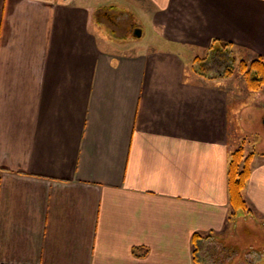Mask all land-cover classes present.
Listing matches in <instances>:
<instances>
[{"label": "crops", "instance_id": "obj_1", "mask_svg": "<svg viewBox=\"0 0 264 264\" xmlns=\"http://www.w3.org/2000/svg\"><path fill=\"white\" fill-rule=\"evenodd\" d=\"M117 1L0 0V264H202L194 233L208 246L241 216L229 156L242 120L264 134V88L244 96L229 88L241 76L195 63L213 42L264 58V0H129L157 45L127 41L137 28ZM252 134L242 197L264 226ZM233 255L218 261L248 258Z\"/></svg>", "mask_w": 264, "mask_h": 264}, {"label": "rangeland", "instance_id": "obj_2", "mask_svg": "<svg viewBox=\"0 0 264 264\" xmlns=\"http://www.w3.org/2000/svg\"><path fill=\"white\" fill-rule=\"evenodd\" d=\"M118 12H122V11H127L126 13H128L126 17L129 18L130 22L133 24L134 27L133 28H137L141 34L138 38H135L134 34H132L131 36H129V34L127 35V41H131V44H135V45H144L147 44L148 42L153 43V45H157V37L156 34L153 32L152 30V26H151V22L149 21L148 16H144V14H142V9L140 8L139 5H137L135 2L133 1H129V0H118L116 2V5L114 7ZM118 20V19H117ZM119 24H122L121 26L125 27V21H123L122 19L118 20ZM132 26V25H131ZM125 28H120L118 29V34L116 35L118 39V41H126V39H121L122 35L124 34ZM105 31V29H104ZM109 36H114L109 35ZM108 36V37H109ZM112 37H110L112 39ZM115 38H113L112 40H115ZM162 44V43H160ZM214 51V50H212ZM210 51H206V56L205 58L209 55L212 54L213 52ZM217 51V50H216ZM213 54H216V52H214ZM226 55L228 58L234 59V62H236V64L234 65V72L231 75L232 77H238L241 76L240 73L238 72V63L241 60L247 61L249 62L251 59H249L248 54L238 48L235 47H229L227 49ZM204 56V55H203ZM197 57V56H196ZM196 59V58H195ZM215 77H217L219 74H211ZM230 76V77H231ZM234 77V78H235ZM233 83V82H231ZM229 88L234 89V91L238 92L239 94L243 93L244 96H247L248 93H251L250 91L247 90V88L245 87V83L243 81V79L241 80H236V82L234 81V84L230 85ZM241 97H243L241 95ZM244 104H248V103H244ZM239 106L242 108V106H244L242 103H235L234 106H232L230 113H231V121L233 122V124L236 123V118H234L235 113H236V108ZM251 104L249 106H247L245 108V110L251 112V114L254 112L253 109L250 107ZM240 123V122H239ZM244 123V125L242 124ZM241 128L243 131H246V133L248 134L246 137L248 143L251 144V140L253 139V132H260L263 136V126H260V123L256 120L255 123L253 124H249L247 123V119L246 122L242 120L241 122ZM242 132H238V134H240ZM243 136V135H241ZM240 136V137H241ZM246 139H239V142L236 143L237 145H241L244 146L246 145L245 140ZM241 140V141H240ZM232 143L235 142V140L231 141ZM260 145V143L258 142V146ZM232 146V144H231ZM233 146H235L233 144ZM238 148V147H237ZM247 150V149H246ZM247 154V152H246ZM239 215L237 218V215L235 216V224L231 227V230L229 232V235L226 236L225 238H223L222 240H214L213 238H211L212 240H209V244L208 246H203L201 249V256L204 259V262H202V264H221L218 260L221 259L222 254L225 256L226 254H235L233 255L236 258H241V257H248L245 262V264H264V226H261V223L257 222L256 220H253L252 218L248 217L247 214L239 211L238 212ZM231 226V225H230ZM223 241V242H222ZM225 247V249L223 248ZM221 253V254H220ZM229 255H227L226 257H228ZM255 259V260H254ZM255 262V263H254ZM224 264V263H223Z\"/></svg>", "mask_w": 264, "mask_h": 264}, {"label": "trees", "instance_id": "obj_3", "mask_svg": "<svg viewBox=\"0 0 264 264\" xmlns=\"http://www.w3.org/2000/svg\"><path fill=\"white\" fill-rule=\"evenodd\" d=\"M232 47L228 43L213 42L208 49L216 54H209L206 58L196 59L195 71L198 75L205 77L209 74H219L218 76L229 77L234 72V59L228 58L227 49ZM217 50V51H216ZM234 64V65H233ZM238 72L240 73L245 87L250 92H258L264 88V58L256 56L249 62L241 60L238 63ZM253 153L246 154L243 146H239L230 153L227 168V191L230 207L233 210L232 216L237 211L248 213L249 209L242 197V191L251 173V160ZM230 217V219L232 218ZM229 219V220H230ZM232 220V219H231ZM199 241L200 235L194 233L192 236L193 257L199 262ZM225 249V247H223ZM221 254V253H220ZM203 262V261H202Z\"/></svg>", "mask_w": 264, "mask_h": 264}, {"label": "water", "instance_id": "obj_4", "mask_svg": "<svg viewBox=\"0 0 264 264\" xmlns=\"http://www.w3.org/2000/svg\"><path fill=\"white\" fill-rule=\"evenodd\" d=\"M133 33L135 37H139L141 34V32L138 29H136Z\"/></svg>", "mask_w": 264, "mask_h": 264}]
</instances>
